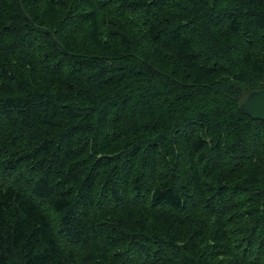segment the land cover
I'll list each match as a JSON object with an SVG mask.
<instances>
[{
  "label": "trees",
  "instance_id": "trees-1",
  "mask_svg": "<svg viewBox=\"0 0 264 264\" xmlns=\"http://www.w3.org/2000/svg\"><path fill=\"white\" fill-rule=\"evenodd\" d=\"M257 89L264 0H0V264H264Z\"/></svg>",
  "mask_w": 264,
  "mask_h": 264
},
{
  "label": "water",
  "instance_id": "water-1",
  "mask_svg": "<svg viewBox=\"0 0 264 264\" xmlns=\"http://www.w3.org/2000/svg\"><path fill=\"white\" fill-rule=\"evenodd\" d=\"M240 108L249 117L264 120V89L251 91Z\"/></svg>",
  "mask_w": 264,
  "mask_h": 264
},
{
  "label": "rangeland",
  "instance_id": "rangeland-1",
  "mask_svg": "<svg viewBox=\"0 0 264 264\" xmlns=\"http://www.w3.org/2000/svg\"><path fill=\"white\" fill-rule=\"evenodd\" d=\"M150 71H151V70H150ZM156 72H157V71H156ZM157 74H158V76H159L160 78L162 77V79L165 77V76L163 75V73H160V72H159V73H156L155 75L157 76ZM153 81H154V79H153ZM257 90H258V89H257ZM246 98H247V97H246ZM246 98H245V99H246ZM245 99H244V100H245ZM244 100H243V101H244Z\"/></svg>",
  "mask_w": 264,
  "mask_h": 264
}]
</instances>
